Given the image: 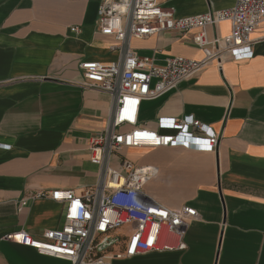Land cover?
I'll return each instance as SVG.
<instances>
[{"label": "crops", "instance_id": "0c3cea01", "mask_svg": "<svg viewBox=\"0 0 264 264\" xmlns=\"http://www.w3.org/2000/svg\"><path fill=\"white\" fill-rule=\"evenodd\" d=\"M102 0H0V264H70L6 238L24 231L42 239L64 225L55 190L80 194L98 182L89 140L110 119L112 97L86 83L84 61L112 64L120 53L100 34ZM177 18L233 8L236 0H158ZM72 27L81 30L71 33ZM185 35L161 32L134 38L141 57L163 65L172 57L202 60ZM231 32L230 22L208 28L210 39ZM252 56L224 54L169 94L143 101L139 125L158 130L160 118L193 117L220 135L215 152L183 147L129 149L138 166L157 175L145 195L193 215L184 250L151 252L112 264H264V23L252 35ZM163 133V132H162ZM25 207L20 208L21 201ZM163 243L177 244L164 234Z\"/></svg>", "mask_w": 264, "mask_h": 264}, {"label": "built area", "instance_id": "2783aa9c", "mask_svg": "<svg viewBox=\"0 0 264 264\" xmlns=\"http://www.w3.org/2000/svg\"><path fill=\"white\" fill-rule=\"evenodd\" d=\"M223 22H230V34L210 39L208 28ZM263 23L264 0H236L233 8L185 18L175 17L174 10L163 8L158 0H102L99 32L114 39L110 48L120 53V59L108 65L92 61L79 65L84 87L112 97L109 122L90 138L88 146L90 162L99 169L98 182L80 194L55 190L35 195L34 199L47 197L64 205L63 227L47 230L42 239L24 231L6 239L70 264H112L151 252L184 250L192 210H170L149 199L144 186L157 175V168L138 166L125 152L172 147L215 152L220 135L189 116L160 118L157 131L141 126V103L176 90L224 54L251 57V37ZM194 30L198 32L193 42L202 50V60L172 57L157 65L151 57L138 56L131 46L134 38L168 31L185 35ZM70 31L81 33L78 27ZM26 204L21 201L20 208ZM164 234L176 237L177 244L163 243Z\"/></svg>", "mask_w": 264, "mask_h": 264}]
</instances>
